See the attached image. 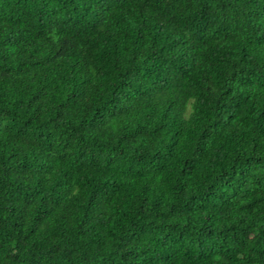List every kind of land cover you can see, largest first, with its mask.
<instances>
[{
	"label": "trees",
	"instance_id": "16d2710c",
	"mask_svg": "<svg viewBox=\"0 0 264 264\" xmlns=\"http://www.w3.org/2000/svg\"><path fill=\"white\" fill-rule=\"evenodd\" d=\"M0 264H264V0H0Z\"/></svg>",
	"mask_w": 264,
	"mask_h": 264
}]
</instances>
